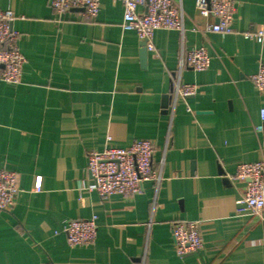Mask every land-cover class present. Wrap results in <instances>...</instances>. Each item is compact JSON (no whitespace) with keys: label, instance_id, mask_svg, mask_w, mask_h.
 I'll use <instances>...</instances> for the list:
<instances>
[{"label":"crops","instance_id":"crops-1","mask_svg":"<svg viewBox=\"0 0 264 264\" xmlns=\"http://www.w3.org/2000/svg\"><path fill=\"white\" fill-rule=\"evenodd\" d=\"M181 1L184 40L159 29L143 58L118 0H100L94 20L57 14L50 0H0L26 57L21 83L0 81V168L15 171L21 189L0 211V264H264L262 223L238 210L246 184L235 178L239 163L264 157V92L251 80L264 43L243 34L264 29V0H235V31L206 35L191 28L213 18ZM183 45L206 46L211 61L180 72L198 90L173 110ZM137 138L153 141L162 180L132 197L89 190V151ZM93 215L96 241L70 245L66 221ZM185 220L201 222L204 246L181 257L172 225Z\"/></svg>","mask_w":264,"mask_h":264},{"label":"built area","instance_id":"built-area-1","mask_svg":"<svg viewBox=\"0 0 264 264\" xmlns=\"http://www.w3.org/2000/svg\"><path fill=\"white\" fill-rule=\"evenodd\" d=\"M123 5V30H134L141 46L147 51L154 50V34L159 29L177 30L184 40L185 11L181 0H118ZM57 14L80 10L82 19L94 20L101 9L100 0H50ZM197 13L213 21L202 26L195 23L191 28L206 35L209 32L227 34L235 31L234 19L237 12L235 0H196ZM141 9V10H140ZM15 15L11 10L0 9V81L19 84L22 81L26 57L19 47L21 35L12 28ZM246 38L264 43V29L243 33ZM144 43V45H142ZM211 54L206 46L183 50L179 59V73L174 82L173 110L178 101L187 100L197 93L198 85L182 82L183 69L203 71L210 66ZM255 87L264 92V63L251 76ZM264 121V108L261 110ZM263 125L257 127L262 131ZM155 147L150 139L137 138L126 147L106 146L88 153L87 171L91 178L88 189L96 191L105 199L114 194L132 197L143 191L146 181L162 180L161 171L154 161ZM235 178L244 181L243 195L237 200L238 210L249 211L263 226L264 237V157L255 162H241L237 165ZM42 189V177L37 176L35 190ZM21 189L15 171L0 168V211L11 210L17 203ZM67 241L72 246L89 245L98 235L97 216L69 219L63 226ZM173 245L176 253L183 257L204 246L201 222L198 220L179 221L172 225Z\"/></svg>","mask_w":264,"mask_h":264},{"label":"water","instance_id":"water-1","mask_svg":"<svg viewBox=\"0 0 264 264\" xmlns=\"http://www.w3.org/2000/svg\"><path fill=\"white\" fill-rule=\"evenodd\" d=\"M142 45H144V43H142ZM142 54H143V58H145L147 54L146 48H143Z\"/></svg>","mask_w":264,"mask_h":264}]
</instances>
